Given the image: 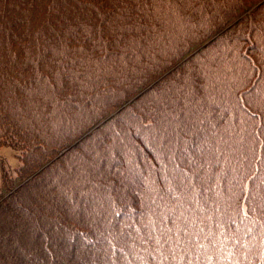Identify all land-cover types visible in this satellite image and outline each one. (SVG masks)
Masks as SVG:
<instances>
[{
  "label": "trees",
  "instance_id": "trees-1",
  "mask_svg": "<svg viewBox=\"0 0 264 264\" xmlns=\"http://www.w3.org/2000/svg\"><path fill=\"white\" fill-rule=\"evenodd\" d=\"M257 1L0 0V264H264Z\"/></svg>",
  "mask_w": 264,
  "mask_h": 264
},
{
  "label": "rangeland",
  "instance_id": "rangeland-1",
  "mask_svg": "<svg viewBox=\"0 0 264 264\" xmlns=\"http://www.w3.org/2000/svg\"><path fill=\"white\" fill-rule=\"evenodd\" d=\"M264 2V0H258L256 3H254L253 5H251L247 10L242 11V13H240L238 15V17H235L234 19H232L221 31H223L224 29H226L227 27L231 26L232 24H234L240 17H242L243 15H245L246 13H248L249 11H251L252 9H256V7H258V5H261V3ZM220 31V32H221ZM218 32V33H220ZM213 38L210 37L208 40L210 41ZM206 40V41H208ZM205 41V42H206ZM203 46H205V43H202ZM201 44V45H202ZM199 45V48H202L203 46ZM201 46V47H200ZM194 52V50H192L189 54H186L181 60H179L177 63H175L172 67H170L168 70H166L164 73H162V75L166 74L167 72H169L170 70H172L173 68L177 67V65H179L181 62H184L185 60H187ZM161 76V75H160ZM160 76L158 78H156L154 81L156 82V80H158L160 78ZM122 106L118 107L117 109H115L114 111H112L107 117H105L103 120H106L108 117L112 116L113 114H115ZM104 122V121H103ZM101 122V123H103ZM101 123H97L96 126H99ZM84 136V135H83ZM0 154L4 157L5 162H6V166L8 168V170L11 173L15 172V169L18 167V165L20 164V159L16 154V151L9 145L6 144H2L0 145ZM1 181V178H0Z\"/></svg>",
  "mask_w": 264,
  "mask_h": 264
},
{
  "label": "bare ground",
  "instance_id": "bare-ground-1",
  "mask_svg": "<svg viewBox=\"0 0 264 264\" xmlns=\"http://www.w3.org/2000/svg\"><path fill=\"white\" fill-rule=\"evenodd\" d=\"M200 48H199V46L198 47H196L195 49H193L194 50V52H196L197 50H199ZM163 75H161L160 76V78L162 77ZM155 81H152V82H150L148 85H146L142 90H145V89H147L148 87H150L151 85H152V83H154ZM141 92V91H140ZM139 92V93H140ZM104 120L102 119V120H100L98 123H101V122H103ZM74 143V142H73ZM73 143H71L70 145H72ZM69 147V146H68ZM68 147H65V148H63V149H61V150H59L58 151V153L50 160V161H52L53 159H55L56 157H58V155H60V154H62L65 150H67V148ZM49 161V162H50ZM47 164V163H46ZM45 164V165H46Z\"/></svg>",
  "mask_w": 264,
  "mask_h": 264
},
{
  "label": "water",
  "instance_id": "water-1",
  "mask_svg": "<svg viewBox=\"0 0 264 264\" xmlns=\"http://www.w3.org/2000/svg\"><path fill=\"white\" fill-rule=\"evenodd\" d=\"M208 42H209V40H208V41H206V42H204V43L206 44V43H208ZM201 46H203V44H202ZM201 46H200V47H201Z\"/></svg>",
  "mask_w": 264,
  "mask_h": 264
}]
</instances>
